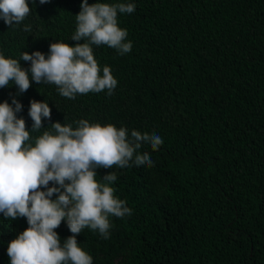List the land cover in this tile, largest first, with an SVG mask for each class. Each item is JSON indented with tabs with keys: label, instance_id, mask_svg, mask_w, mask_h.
Returning <instances> with one entry per match:
<instances>
[{
	"label": "trees",
	"instance_id": "trees-1",
	"mask_svg": "<svg viewBox=\"0 0 264 264\" xmlns=\"http://www.w3.org/2000/svg\"><path fill=\"white\" fill-rule=\"evenodd\" d=\"M81 2L28 0L32 11L20 25L0 19V54L47 57L51 43L74 45ZM98 2L136 7L118 14L131 52L94 46L101 68L110 66L118 81L111 96L68 99L54 84L31 79L24 93L12 82L0 88V103H21L16 115L26 130L30 101L50 107L51 119H42L32 142L53 131L51 123L75 127L80 119L163 139L157 151L148 144L138 150L151 155L152 167L95 170L97 180L117 174L111 186L132 215L110 217L108 239L85 228L78 244L93 264H264V0ZM27 227L26 218L0 213V264H10L8 243ZM54 231L61 244L72 235L63 221Z\"/></svg>",
	"mask_w": 264,
	"mask_h": 264
},
{
	"label": "clouds",
	"instance_id": "clouds-1",
	"mask_svg": "<svg viewBox=\"0 0 264 264\" xmlns=\"http://www.w3.org/2000/svg\"><path fill=\"white\" fill-rule=\"evenodd\" d=\"M135 10L134 3L82 0L70 38L77 43H51L47 57L40 51L21 52L19 59L0 54V88L12 82L18 94L24 93L31 79L37 84H54L59 95L68 99L101 92L111 96L118 81L110 66L101 68L94 46H107L118 55L131 52L132 42L127 29L119 26L118 14ZM31 11L28 0H0V19L9 28L20 25ZM23 30L30 32L31 27L25 25ZM20 60L30 62V68H22ZM21 110L15 98L11 104L0 103V213L10 220L26 218L28 225L8 243L10 264H93L77 235L88 228L108 239L113 227L110 217L132 215L127 201L118 198L111 186L117 174L108 172L97 180L95 170L152 167L151 155L138 150L148 144L157 151L163 139L155 133L131 130L129 134L126 127L80 119L73 122L75 127L51 123L53 131H44L32 142L31 133L42 129V119H51V109L47 102L30 101L31 131L16 115ZM62 221L72 234L63 244L54 231Z\"/></svg>",
	"mask_w": 264,
	"mask_h": 264
}]
</instances>
